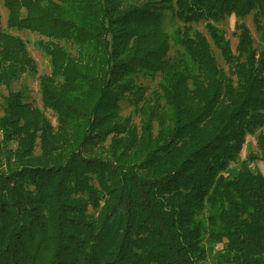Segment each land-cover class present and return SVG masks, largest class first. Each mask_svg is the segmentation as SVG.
<instances>
[{"label": "trees", "instance_id": "obj_1", "mask_svg": "<svg viewBox=\"0 0 264 264\" xmlns=\"http://www.w3.org/2000/svg\"><path fill=\"white\" fill-rule=\"evenodd\" d=\"M2 6L8 30L46 38L38 91L57 125L14 88L36 67L0 17V264H195L206 243L221 245L214 264H264V174L247 166L264 164V134L231 166L264 126V47L237 23L233 53L214 25L252 14L264 45V0ZM200 21L226 71L203 34L182 32Z\"/></svg>", "mask_w": 264, "mask_h": 264}, {"label": "rangeland", "instance_id": "obj_2", "mask_svg": "<svg viewBox=\"0 0 264 264\" xmlns=\"http://www.w3.org/2000/svg\"><path fill=\"white\" fill-rule=\"evenodd\" d=\"M0 17H1V27L3 31H6L10 35L18 38L21 41V43L23 44V47H25V49L29 53L36 67L35 73L23 74L18 80V82L15 83L14 88L17 89L20 87H24L28 92V95L30 97V102L32 103V105L36 107L37 109H39L44 114V116L47 118V120L52 124V126L55 127L57 125L56 120H55V114L52 111L45 109L42 106L41 100H40V94L38 91L39 77L42 75H49L50 73L48 57L45 55L43 51H41L38 48V45H37L39 41H45L46 38L40 36L37 33H33L30 31H24V30L18 31L14 29L8 30L5 27L6 10L2 6V0H0ZM237 23H243L247 26L252 36L254 48L259 49L261 47H264V45L259 42V35L253 23L252 14H249L242 19L236 18L233 15H231L229 17H226L221 22L214 23V25L224 33L225 38L229 41V44H230V47L233 53H235V48L237 44V36L239 33L235 27ZM195 31L200 32L206 37L219 67L222 68L224 71H226L227 67L224 64L223 60L221 59L219 51L216 49L213 42L211 41L208 34L206 33L205 22L200 21L197 23H192V24L183 26L182 32L187 35H191ZM65 47L72 53L74 52V50L68 45H65ZM20 54H21L20 48L16 45H12L9 47L6 60L8 62L18 63L19 59L21 58ZM155 84L156 83L154 82L152 85H150L149 90L156 88ZM5 94H6L5 88L0 85V103H1V97L4 96ZM119 115L121 117L127 116L131 120V122L136 126H138L140 123V118L136 115V113L134 112V109L131 107H127L124 105L123 108H121V112L119 113ZM0 116H1V107H0ZM11 128L12 129L18 128V123L17 122L12 123ZM259 134H264V126L256 130L253 134L246 135L242 149L236 158V163L231 164L232 167H235L234 165H236L237 167L240 163L246 160L248 156L258 154L259 150L257 146V137L259 136ZM1 138H2V134L0 131V141H1ZM35 153H38V148L35 149ZM247 166L253 172H259V173L264 174V164L261 161H256V162L248 161ZM205 246L207 249V255L205 259L200 260L196 262L195 264H214L215 263V256L217 252L221 250V245L217 243L209 245L206 243Z\"/></svg>", "mask_w": 264, "mask_h": 264}]
</instances>
